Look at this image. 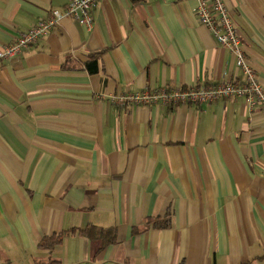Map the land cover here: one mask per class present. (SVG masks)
Returning <instances> with one entry per match:
<instances>
[{
  "label": "crops",
  "instance_id": "0c3cea01",
  "mask_svg": "<svg viewBox=\"0 0 264 264\" xmlns=\"http://www.w3.org/2000/svg\"><path fill=\"white\" fill-rule=\"evenodd\" d=\"M68 1L0 0V46ZM224 1L264 90V0ZM196 6L100 0L0 62V264H264L260 110L106 99L240 78ZM89 224L115 243L93 254Z\"/></svg>",
  "mask_w": 264,
  "mask_h": 264
},
{
  "label": "built area",
  "instance_id": "2783aa9c",
  "mask_svg": "<svg viewBox=\"0 0 264 264\" xmlns=\"http://www.w3.org/2000/svg\"><path fill=\"white\" fill-rule=\"evenodd\" d=\"M100 0H69L62 10H51L13 41L0 46V62L13 58L58 26L62 19H72L87 29L94 23V11ZM195 15L217 42L234 55L240 74L237 80L195 87H145L137 92L109 94L106 99L118 107L162 104L165 106L199 105L217 99L241 98L250 110L258 109L264 117V90L251 62L247 59L240 35L224 0H196Z\"/></svg>",
  "mask_w": 264,
  "mask_h": 264
},
{
  "label": "trees",
  "instance_id": "16d2710c",
  "mask_svg": "<svg viewBox=\"0 0 264 264\" xmlns=\"http://www.w3.org/2000/svg\"><path fill=\"white\" fill-rule=\"evenodd\" d=\"M96 66V59L92 60ZM155 226H167L168 222H155ZM79 234L82 236L87 237L91 243L93 244L92 252L96 254L100 251L103 247L113 244L116 241V228L115 227H108L102 228L97 227L94 225H87L84 228L79 229ZM59 239L54 238H43L39 243L38 246L45 249H52L53 246L58 242ZM89 264V263H85Z\"/></svg>",
  "mask_w": 264,
  "mask_h": 264
}]
</instances>
